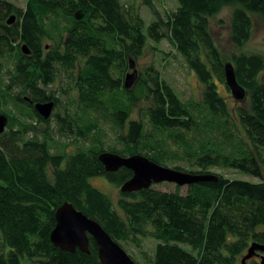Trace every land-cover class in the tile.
Wrapping results in <instances>:
<instances>
[{
  "label": "trees",
  "instance_id": "trees-1",
  "mask_svg": "<svg viewBox=\"0 0 264 264\" xmlns=\"http://www.w3.org/2000/svg\"><path fill=\"white\" fill-rule=\"evenodd\" d=\"M176 2L173 13L153 11L146 24L120 0H26L24 9L0 0V106L35 121L11 123L6 116L0 135V264H101L91 237L89 255L51 244L55 211L66 202L124 251L138 250L146 264H238L252 243L264 245V82L258 79L264 58L240 52L252 37L253 15L264 19V0ZM225 7L232 9L230 36L239 50L228 60L209 30V19ZM12 15L16 22L8 25ZM164 39L196 76L198 101H183L153 64L136 70V83L125 89L128 58L138 59L148 40ZM227 65L245 92L244 106L230 107L218 92V85L229 91ZM46 103L53 109L44 120L34 106ZM101 123L115 136L106 150ZM55 134L91 138V145L70 154L54 145ZM104 152L163 167L177 162L197 171L175 170L212 180L184 193L178 186L119 191L113 202L89 180L104 178L119 189L132 172L107 173L99 160ZM215 168L260 182L227 179L209 171ZM145 239L155 241L152 256L143 250Z\"/></svg>",
  "mask_w": 264,
  "mask_h": 264
},
{
  "label": "rangeland",
  "instance_id": "rangeland-1",
  "mask_svg": "<svg viewBox=\"0 0 264 264\" xmlns=\"http://www.w3.org/2000/svg\"><path fill=\"white\" fill-rule=\"evenodd\" d=\"M13 4L18 9H24L26 6V0H5ZM144 0H120L121 4L126 7H132L140 14L143 21L146 24L154 20V12L157 11L161 16H164V13L171 14L177 8L176 0H149L152 4L153 9L146 6L143 2ZM154 11V12H153ZM232 9L229 7L223 8L217 15L209 19V30L214 39L221 55L224 59L228 60L232 53H237L239 50L235 48L234 44L231 41L230 36V17ZM13 16V15H12ZM11 16L8 18L10 19ZM7 19V21H8ZM15 19V17H14ZM16 20H14V25ZM147 26V25H146ZM45 46L48 47L50 41L44 42ZM246 54H258L264 58V19L259 15H253V31L250 41L244 45L240 50ZM128 61H131L134 65V68L139 72L143 73L145 67L150 64H153L156 69L161 73V77L165 80L177 93V95L183 100H199L200 86L196 79V76L191 72L185 65L182 58L176 53V51L168 44L164 39L159 44L153 43L151 40H148L146 48L143 50L142 55L138 59L128 58ZM8 66V65H7ZM131 73V70H127L123 74ZM121 77V76H117ZM259 81L264 82V69L259 74ZM60 81L55 87L59 86ZM53 88V87H52ZM55 89V88H54ZM218 92L223 96L230 107L237 105H245L246 101L239 103L240 101L235 100L229 91L226 90L225 86L218 85ZM0 110L1 115H5L9 118V121H18L19 123L34 125L35 121L27 118V115L20 114L18 115L13 110L6 107V105L1 104ZM30 119V120H29ZM10 121V122H11ZM12 123V122H11ZM8 124V123H7ZM100 127L103 129L105 136L102 138L104 148H110L115 145V136L114 133L110 130V126L107 124H100ZM45 127L44 124L38 125V130H43ZM52 133V132H51ZM54 145L62 149L65 148L67 153H74L79 149H87L91 145V138H88L87 142L82 140L75 141L72 139H64L55 134ZM168 168L174 169L175 166L183 167L188 170L197 171V169H190L184 164H179L177 162H167L165 164ZM210 172L220 174L227 179L240 180L249 183H259L260 179L253 178L249 175L242 174L232 169H211ZM90 184L96 189L105 193L113 202L119 197V189L116 188L111 183L107 182L104 178H91L89 180ZM157 189L164 192L174 191L175 185L163 183L155 186ZM185 187L180 189L181 193L185 192ZM155 246V241L152 239H145L143 241V250L152 256ZM4 250L2 245L1 235H0V252ZM129 256H132L138 263L137 264H146L142 259L141 254L138 250L131 246L126 247L125 251ZM245 254V253H244ZM241 257L238 261L240 263ZM246 264H260L259 259H251Z\"/></svg>",
  "mask_w": 264,
  "mask_h": 264
},
{
  "label": "water",
  "instance_id": "water-1",
  "mask_svg": "<svg viewBox=\"0 0 264 264\" xmlns=\"http://www.w3.org/2000/svg\"><path fill=\"white\" fill-rule=\"evenodd\" d=\"M13 22L14 16H11L6 23L11 25ZM22 52L28 54L25 46L22 47ZM129 70H131V73H127L124 80L125 89H130L138 78V73L131 61H129ZM225 85L235 100L241 101L244 98L245 92L237 83L230 65L226 66ZM52 109L53 103L36 104L34 106V110L44 120L50 117ZM7 123V117L0 114V135L4 132ZM99 160L107 173H115L120 168L132 172V177L119 188V191L123 194L146 190L153 185L163 183L188 187L212 180V176L192 174L163 167L139 155L120 157L113 153L104 152L100 154ZM54 218L55 227L50 233L49 239L51 244L61 251L72 254L78 250L89 255L88 237H91L97 247V257L101 264H137L97 222L89 219L71 204L66 202L61 205L55 211ZM256 257L259 259L260 264H264V245L252 243L240 263L246 264V261Z\"/></svg>",
  "mask_w": 264,
  "mask_h": 264
},
{
  "label": "flooded vegetation",
  "instance_id": "flooded-vegetation-1",
  "mask_svg": "<svg viewBox=\"0 0 264 264\" xmlns=\"http://www.w3.org/2000/svg\"><path fill=\"white\" fill-rule=\"evenodd\" d=\"M13 16H14V15H13ZM14 17H15V16H14ZM14 20H16V19H14ZM13 23H14V22H13ZM13 23H12V24H13ZM12 24H11V25H12ZM25 101H26V99H25ZM254 259H258V258L256 257V258H254ZM249 261H250V260H248L247 262H249Z\"/></svg>",
  "mask_w": 264,
  "mask_h": 264
},
{
  "label": "bare ground",
  "instance_id": "bare-ground-1",
  "mask_svg": "<svg viewBox=\"0 0 264 264\" xmlns=\"http://www.w3.org/2000/svg\"><path fill=\"white\" fill-rule=\"evenodd\" d=\"M159 185V184H158ZM153 186H156V185H153Z\"/></svg>",
  "mask_w": 264,
  "mask_h": 264
}]
</instances>
